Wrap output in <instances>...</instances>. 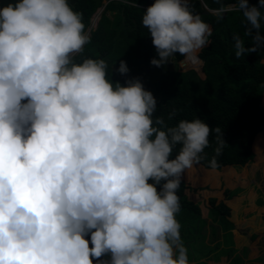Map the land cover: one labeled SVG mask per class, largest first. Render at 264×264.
Masks as SVG:
<instances>
[{
	"label": "clouds",
	"instance_id": "obj_1",
	"mask_svg": "<svg viewBox=\"0 0 264 264\" xmlns=\"http://www.w3.org/2000/svg\"><path fill=\"white\" fill-rule=\"evenodd\" d=\"M227 11L254 41L234 35L237 58L264 46V0H234L217 20ZM141 23L156 67L196 63L212 35L190 0H154ZM90 42L69 0L0 5V264H192L178 190L213 133L219 166L223 130L169 125L124 60L109 77L104 58L84 55Z\"/></svg>",
	"mask_w": 264,
	"mask_h": 264
},
{
	"label": "trees",
	"instance_id": "obj_2",
	"mask_svg": "<svg viewBox=\"0 0 264 264\" xmlns=\"http://www.w3.org/2000/svg\"><path fill=\"white\" fill-rule=\"evenodd\" d=\"M6 2L0 0V5ZM69 2L83 14L86 29L91 19L93 22L96 15L99 17L96 29L90 32L91 42L86 46L84 55L104 58L109 64V77L113 64L118 68L120 60H124L130 70L127 75L139 77L145 88L152 91L157 98L156 115L164 118L169 125L181 119L199 117L211 128L219 126L223 130L226 145L217 157L219 166L215 169L229 165L243 167L255 160L253 148L264 129V46L237 58L233 47L234 35H239L246 46L254 43L252 37L246 35L242 14L227 11L218 21L217 12L204 13L205 6L217 10L234 3V0H190L192 11L199 14L212 29L209 43L198 53L196 63H181L183 57L177 56L173 71L162 72L158 69L160 71L157 73L151 72L154 65L150 63L156 52L147 29L141 23L143 10L154 0H109L103 12L100 10L98 13L96 11L103 6L104 0ZM250 2L255 3L256 0ZM112 78L121 83L125 80L117 72H114ZM173 111L175 117L168 120V114ZM209 140V147L202 153L201 162L186 171L178 190L181 210L177 218L184 239L194 237L190 223L193 224L192 220L201 212L199 204L190 199L189 191L218 189L213 183H208L206 178L203 181L196 178L203 177V169H213L209 162L215 155L216 134L213 133ZM190 180H194L195 184ZM228 192V189L222 191L221 187L219 194L225 193L226 199L232 200L234 194ZM226 199L219 196L208 199L209 216L215 225L211 229L212 240L216 244L207 255L217 251L209 259L213 260V264H263L252 260L256 256L254 252L261 248L251 244L264 229L256 226L252 230L249 225L248 233L245 234L243 229L233 225L230 220L233 207ZM260 222V226H263L264 218L261 217ZM233 229H236L235 233Z\"/></svg>",
	"mask_w": 264,
	"mask_h": 264
},
{
	"label": "rangeland",
	"instance_id": "obj_3",
	"mask_svg": "<svg viewBox=\"0 0 264 264\" xmlns=\"http://www.w3.org/2000/svg\"><path fill=\"white\" fill-rule=\"evenodd\" d=\"M105 1L106 0H104V2ZM100 10H102L101 7L96 13ZM91 25L92 19L90 26ZM97 25L98 23L95 27H92L91 30H95ZM174 62L175 61H173V63L170 62L168 65L162 67L153 66L151 72L157 73V71L160 70L162 72L173 71ZM260 135L257 144L254 143L256 146H254L253 150L256 156L253 162L243 167L229 165L219 170L202 168L204 170L201 171L203 177L198 178V176H196L199 181H203L206 178L208 183H213L218 189L217 191H211L207 188H200L196 191H189L191 196V198L190 196L189 198L197 202L201 207V212L195 219L200 221V223L195 220H192L193 224L190 223L191 234L194 237L186 236L187 238L184 239L181 233L182 239L189 249V259L192 261V264H202V262H204V264H213V260L209 259V256H212V254L217 251H213L209 256L207 255V253H210V248L216 244V242L212 240L211 229L213 230L215 225L212 221V217L209 216L208 199L209 197L215 196L226 199L225 193L219 194L221 187L222 191L228 189L229 192L231 191V193L234 194L232 200L226 199V202L233 207V214L230 216L233 225L243 229L245 234L248 233L249 225H251L250 227H252V230L256 226H259V229H264V224L263 226L259 224L261 223V217L264 218V129ZM190 181L193 185L195 184L194 180ZM236 229H233L232 232L235 233ZM222 246L225 245L222 244ZM251 246H260L261 248L260 251H253L256 253V256H251V258L253 257L252 260H257L259 263L264 264V230L260 237L252 242Z\"/></svg>",
	"mask_w": 264,
	"mask_h": 264
},
{
	"label": "water",
	"instance_id": "obj_4",
	"mask_svg": "<svg viewBox=\"0 0 264 264\" xmlns=\"http://www.w3.org/2000/svg\"><path fill=\"white\" fill-rule=\"evenodd\" d=\"M108 2H109V0H106V1L104 2L103 6H101V8H102V12H103V10L105 9L106 4H107ZM204 5H205V4H204ZM228 5H229V4H227L226 7H227ZM205 7H206V9L204 10V13H206V14H208V13H210V12H214V13H215V12H217V10H218V9H217V10H216V9H210V8H208L207 6H205ZM226 7H225V8H226ZM98 9H99V8H98ZM98 9H97V10H98ZM94 14H95V13H94ZM225 14H226V12H225L223 15H225ZM87 30H88V32H89V34H90V32H91V26H89Z\"/></svg>",
	"mask_w": 264,
	"mask_h": 264
},
{
	"label": "bare ground",
	"instance_id": "obj_5",
	"mask_svg": "<svg viewBox=\"0 0 264 264\" xmlns=\"http://www.w3.org/2000/svg\"><path fill=\"white\" fill-rule=\"evenodd\" d=\"M98 21H99V17L97 18V15H96L95 18L93 19L91 29H92V27H95V25L98 23Z\"/></svg>",
	"mask_w": 264,
	"mask_h": 264
}]
</instances>
